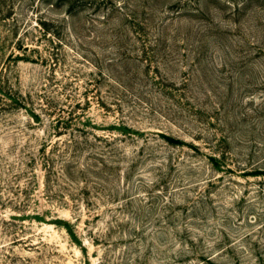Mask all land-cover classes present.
Returning a JSON list of instances; mask_svg holds the SVG:
<instances>
[{
  "label": "rangeland",
  "instance_id": "rangeland-1",
  "mask_svg": "<svg viewBox=\"0 0 264 264\" xmlns=\"http://www.w3.org/2000/svg\"><path fill=\"white\" fill-rule=\"evenodd\" d=\"M0 264H264V0H0Z\"/></svg>",
  "mask_w": 264,
  "mask_h": 264
}]
</instances>
